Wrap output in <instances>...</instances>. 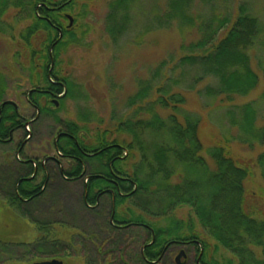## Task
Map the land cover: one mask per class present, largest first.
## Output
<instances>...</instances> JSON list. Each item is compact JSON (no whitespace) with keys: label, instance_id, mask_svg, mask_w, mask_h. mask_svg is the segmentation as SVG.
I'll return each instance as SVG.
<instances>
[{"label":"trees","instance_id":"trees-1","mask_svg":"<svg viewBox=\"0 0 264 264\" xmlns=\"http://www.w3.org/2000/svg\"><path fill=\"white\" fill-rule=\"evenodd\" d=\"M140 1L114 0L109 3L106 31L114 45L118 44L131 20L132 9ZM75 3L76 0H0L1 34L8 31L2 23L3 17L9 9L15 8L31 21L21 33L23 41L30 44L32 36L40 32L45 36L39 51L41 65L33 68L35 77L30 80L37 90L32 96L35 103L39 104L43 96L53 97L59 99L62 108L67 100L77 101L83 96L82 87L64 75L60 68L62 55L71 47L80 46L84 40L77 36L75 19L71 28L64 24L67 19L62 14L67 11L71 14ZM247 4L242 0H167V8L162 14L153 12L152 19L158 28L175 25L182 32L196 31L199 38L183 44L179 58L173 56L164 60L150 80L140 82L137 92L127 100L126 111L113 112V127L97 128L95 135H88L87 128L92 122L104 123L90 111L80 112L79 122L83 125L67 122L63 127L71 137L61 138L58 149L72 160L69 176L77 177L86 165L89 191L104 183L99 175L109 176L104 170L109 165L122 178L119 179L120 189H114V200L107 203L108 214L112 213L115 221L134 231L136 263L142 261L139 250L145 238V227H148L152 231V244L146 250V257L155 264L162 263L161 249L166 245L195 247L198 253L195 263L200 257V264H264V218L246 206V182L253 174L240 166L229 151L232 143L251 151L264 146V124H260L264 115H259L258 101L229 106L237 98H249L264 84V59L252 57V53L264 52V23ZM194 5L208 7L210 13L202 17ZM253 58L257 70L253 67ZM186 68L195 74L190 77V83L184 85ZM178 69L179 81L172 80L169 73ZM203 84H206L205 95L199 90ZM5 91V79L0 73V103ZM189 93L227 104L235 136L226 139L223 145L206 148L201 139V117L185 108ZM261 101L264 103V92ZM262 110L264 112V108ZM0 111V145H7L10 134L23 123L17 120L10 103L2 106ZM160 112H170V115L164 118ZM56 121L61 123L57 118ZM145 137L150 140L146 141ZM18 149L15 147L13 158H7L4 165H0V199L14 213L39 215L40 219L31 224L49 236L51 227L59 224L53 222L57 219L48 218V213H42L37 205L47 202L41 209L51 211L56 207L53 205L55 200L50 199V203L48 198H41L36 205L23 206L15 194H5V191L13 192L8 183L15 182L16 171L26 166L17 159ZM137 157L138 162L132 164ZM257 165L264 181V152L258 155ZM125 204L128 206L120 212ZM185 207L191 210L194 219L190 216L186 220H177L174 213ZM60 215L66 216L65 213ZM68 215L73 219L77 216ZM107 215L97 212L95 217L102 220L103 231L109 229L103 223ZM197 225L216 243L211 259L208 258V243L197 232ZM75 226L79 229L80 225ZM97 229L96 225L93 230ZM89 237L95 243L88 253L93 254L96 262L107 258L115 263L124 261L125 252L120 246L125 242L121 234L112 238L106 234L107 238L99 248L104 249L112 239L114 243L112 249L105 252L93 248L104 236L90 234ZM46 240L49 239L44 236L31 245L0 241V263L11 260L5 258L12 253L7 251L9 246H22L24 250L32 248L31 253L44 260L60 257L58 253L63 248L56 241L54 244ZM78 241L73 238L72 247ZM47 247L57 252H46ZM72 247L68 251L64 248V257L72 253L74 257L81 256ZM219 249L229 255L223 262L216 258Z\"/></svg>","mask_w":264,"mask_h":264},{"label":"rangeland","instance_id":"rangeland-1","mask_svg":"<svg viewBox=\"0 0 264 264\" xmlns=\"http://www.w3.org/2000/svg\"><path fill=\"white\" fill-rule=\"evenodd\" d=\"M112 1L114 0H76L71 14L69 11L65 12L76 20L77 36L84 40L80 46L71 47L67 54L62 55L60 68L64 75L70 76L77 85L82 87L83 96L77 101L67 100L54 116L48 111L33 118L34 112H27L30 121H34L33 125L30 126L32 136L28 139L24 150L27 156L36 157L39 160L44 156L55 157L53 149L55 136L67 122H77L83 125L79 122L81 111H90L96 114L100 120H104L103 125L99 121L92 122L87 128L89 130L87 131L88 135H95L97 128L104 130L105 127H113L111 122L113 112L119 114L121 111H126L127 100L137 92L140 82L150 80L164 60L173 56L179 58V49L183 44H188L199 38L196 31L187 30L182 32L175 25L167 29L158 28V24H155L152 19L153 12L158 11L159 14H162L167 8V0H141L132 9L129 25L120 36L118 44L114 45L106 31L108 5ZM242 1H246L247 6L264 23V0ZM193 8L202 17L210 13L208 7L202 8L196 5ZM220 10L222 11V9ZM62 15L64 16V13ZM25 16L20 9H9L2 19V23L8 28V31L4 34L0 33V73L3 74L6 85L3 99L18 104L22 109H25L26 105L24 93L26 94L32 86L30 77H35V72H32V70L34 67L41 65L39 51L45 38L43 32L32 36L30 44L20 38L22 32L31 24V21L25 19ZM64 24L65 26L68 25V21L64 20ZM33 51H35L34 55H32ZM254 56L264 59V52L252 53V57ZM253 65L254 69L257 70L254 58ZM184 70L186 72V76L183 77L185 85L190 83V77L194 72L189 68ZM169 76L172 80L179 81V69L171 71ZM261 79L263 80L262 77ZM205 86L206 84H203L199 87L203 95H205ZM262 92H264V84L249 98H237L229 106L243 105L250 100L258 101L259 115L262 117L264 115L262 110L264 103L261 101ZM43 98L41 100L42 105L47 109L52 108L50 100L44 96ZM187 101L185 108L201 117V139L206 148L211 145H223L226 139L235 136V131L230 124V117H228L230 108L227 104L221 103L218 99L200 98L195 93H189ZM160 113L164 118L170 115V112ZM56 118L61 123H58ZM260 124H264V121ZM25 137L24 131H21L15 136L13 143L0 145L1 166L4 165L7 158H13L18 140ZM145 140L149 141L150 139L145 137ZM229 151L240 166L248 168L252 172V177L246 182V206L249 210H255L258 217L264 218V181L260 176L257 165V157L264 152V146H257L251 151L237 143H232ZM137 162L138 157L132 161V164ZM1 185L2 182L0 181ZM51 194L53 195L52 200L56 201L53 204L57 207L53 208L55 211L53 209L51 211H47L46 208L41 209L44 208V205H47V202L38 204V209L42 213L51 214L52 219L58 220L63 219L60 214H75L77 216L74 219L71 218V220H75L80 225L79 218H82L80 214L83 210L79 202V187L60 184L50 191ZM4 203L0 199L1 242H21L25 245H31L37 244L38 240L46 236L49 239L46 242L54 239L61 242L67 241L66 243L71 241L72 243V239L75 238V232L72 229L67 231V228H61L60 226H52V235L48 236L26 219L14 213ZM127 206L128 204H125L119 211L123 212ZM97 212H100V214L103 212L107 215L109 209L108 207H100L96 211L94 210L93 214L88 212V214H92L90 218L85 216V218H88V228L92 229L90 231H94L96 225L98 230L102 227V220H95L94 216ZM84 214L87 215V213ZM190 216L194 219L191 210L186 207L178 209L174 213L177 220H186ZM145 218L150 220L149 217ZM77 224L73 221L70 227ZM197 232L208 243V258L211 259V256L215 254L216 243L198 225ZM126 246L125 243L120 246V249L125 251V249H128ZM6 248L7 251L12 253L5 258L11 260L0 264H36L49 261L47 258H45L47 260H44V257H36L35 255L38 254L31 253L32 248L27 250H24L22 246L18 248L17 246H9ZM47 248H45L46 252H57L54 248ZM171 248L169 255L164 259L165 264H176L175 258L178 255V249L175 246ZM80 250L79 247L76 248V252H79V254H81ZM184 250L187 253V258H181L180 264H196L197 249L186 247ZM198 250H201V246ZM60 251L58 253L60 257L53 259L62 260L64 264H97L93 254L89 255L88 253L86 257L82 253L81 256L74 257L72 253L71 256L64 257L63 249H60ZM130 251H135V248H131ZM81 252L83 251L81 250ZM84 257L87 258V262ZM228 257V253L222 249H219L216 255V258L221 262ZM98 264H102V262Z\"/></svg>","mask_w":264,"mask_h":264},{"label":"flooded vegetation","instance_id":"flooded-vegetation-1","mask_svg":"<svg viewBox=\"0 0 264 264\" xmlns=\"http://www.w3.org/2000/svg\"><path fill=\"white\" fill-rule=\"evenodd\" d=\"M69 16L70 15L66 13L64 14V17L67 19L68 24L70 23L68 19ZM52 68H53V63L51 64V69ZM30 80H31V77H30ZM51 81L54 83L52 79ZM34 87L35 86H31V89L26 94L24 93V96H25L24 99H25V104H26V105L24 104L25 109L24 108L22 109L19 107L18 104L11 102V101H7L5 99H2V102L0 103V110H1V107L2 106L4 107L6 103H10V105L13 106V109L17 114V120L20 121L21 124L23 123L21 127H18V129L16 130L14 134L13 133L10 134V139L8 140L10 141L9 143L10 144L13 143L15 140V136L21 131H24V134L26 135L25 138L23 139L20 138V140H18L16 144V148L17 149L19 148L17 159L21 161V163L26 164V166L19 168L18 171H16L17 175H16L15 182L8 183V186L11 188L13 192L9 193L5 191V194L6 195L15 194L23 206H28V205L33 206V205H36V203H38V201L41 198L43 199L48 198L49 201L50 199L52 200L53 195L52 194L50 195V191L54 190L55 186L57 185H60V184L76 185L80 189L79 202H80V206L82 207V210L84 211V212L82 211V214H80L82 215V218L81 217L79 218L80 220L79 229L77 228V226L70 227V224L73 221L74 223H77V222L75 220H71V217L66 214H65L66 216L62 220L57 219V220H54L53 222L55 223L57 221L59 226L61 228H67V231L72 229L75 232L74 237L78 238L79 241L74 245V247H72L71 241L66 243L67 241L61 242V241L52 239V242L54 244H55V241L58 242V245H60V247L63 248V250L64 248L65 250L67 249V251L71 247L74 249V251H76V248L79 247V250L81 249L83 251L81 252L80 250V253L81 254L83 253L87 257L90 246L94 245L95 243L89 237L90 234H97L98 237L104 236L102 240L96 245V247L95 246L93 247L95 250L99 252H105V251H109L112 249V246L114 243L113 239L110 242H107L105 244L104 249L99 248L101 245H103V242L105 241L107 237L112 238L114 237V235L121 234L123 241L125 243L127 242L126 247L128 248V249H125L124 251L125 252L124 261L115 263L111 260H108L107 258L106 260H99L97 264L100 262H102V264H144V263L146 264L154 263L155 264L156 262H150L147 260V257H146V250L152 244L151 242L152 231L150 230V228L145 227L146 234H143L145 238L143 239L142 241L143 244L141 245L140 250H139L140 257H141L140 259H142L143 262L140 261L138 263H136L135 261V256L133 253L134 251L133 252L130 251L131 248H134L135 240H134V234H132L134 231L128 230L127 229L129 228L128 225L122 224V222H119V221H115L112 213L104 217V222H103L106 226H109V229L111 230L108 229L106 231L105 230L103 231V228H101L99 230L97 229L95 231H90L92 229L88 228L89 226L88 218H85V216L89 217L90 214H88V212H93L94 210L96 211V209L100 207H105L104 206L105 204L109 209V206L107 205V203H109L110 199L114 200V197H115L114 189H117V190L120 189L119 179H122V178H120V175L118 174V172H116L111 165L104 168V170H106L109 173V176L99 175L103 179L104 183L100 187L94 188V190L89 191L88 177L86 176V172H87L86 165L82 167V171H80V175H78L77 177L69 176L68 172L70 171L72 167V160L67 158L58 149V142H60L61 138L69 139L71 137V135L66 130H64V128H62L59 131V133H57L53 141V149L55 151V155H54L55 157L44 156L41 160H39L36 157L33 158V157H29L26 155L24 150L27 146L28 139H30L32 136L30 126L34 122V121H30V118H28L27 112L33 111L34 112L33 118H35L37 115L44 114V112L49 111L48 113L51 114L53 111H56V110L58 111L60 109L59 99L53 98V97L48 98L51 102L50 106L52 105L53 109L52 108L47 109V107L42 105L41 100L44 99L43 97L40 99V102H39L40 105L38 103H35L32 96H33V92L37 90H36V87L35 88ZM75 145L77 149H79V144L76 141H75ZM122 186L124 185L122 184ZM50 207L49 209H51ZM84 213H87V215H85ZM19 216L26 219L30 223L36 220L38 221L40 219V216L37 214H28L26 216L24 215H19ZM49 217H51V215L48 213V218ZM94 217H96V215ZM95 220L98 221L97 219ZM49 234L52 235V233H49ZM106 234H107V237H106ZM14 244L24 245L21 242L14 243ZM175 247L178 249V255L181 251H185L184 248H186L185 245H182V246L177 245ZM171 249L172 248L169 245H166L161 249L160 259H162L163 264H165L164 259L165 257H167V255H169ZM86 257L84 258H85V261L87 262ZM176 258H175V262H176ZM186 258H187V253H186ZM186 258H183V259H186ZM52 260H58V261L63 262L62 260H59V259H51L49 261H52ZM198 261H199V257L196 261L197 264H198ZM43 262H47V261H43ZM199 264H200V261H199Z\"/></svg>","mask_w":264,"mask_h":264},{"label":"water","instance_id":"water-1","mask_svg":"<svg viewBox=\"0 0 264 264\" xmlns=\"http://www.w3.org/2000/svg\"><path fill=\"white\" fill-rule=\"evenodd\" d=\"M68 19H69V28H71L72 26H73V23H74V19H73V17H71V16H69L68 17ZM201 256V255H200ZM181 258H186V253H185V251H181L180 253H179V255L177 256V258H176V263L177 264H180V259ZM199 260H200V257H199ZM36 264H63V262H61V261H58V260H52V261H47V262H41V263H36ZM198 264H199V261H198Z\"/></svg>","mask_w":264,"mask_h":264}]
</instances>
